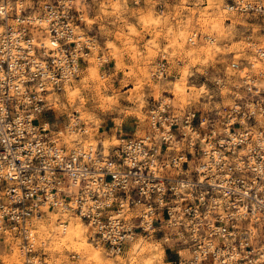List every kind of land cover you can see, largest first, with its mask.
Returning <instances> with one entry per match:
<instances>
[{"label":"built area","instance_id":"built-area-1","mask_svg":"<svg viewBox=\"0 0 264 264\" xmlns=\"http://www.w3.org/2000/svg\"><path fill=\"white\" fill-rule=\"evenodd\" d=\"M143 0H136L140 2ZM88 0H5L0 16V232L38 256L37 224L81 218L111 256L161 235L171 264H264V47L253 72L233 62L246 94L214 113L160 102L142 136L70 145L47 113L91 47L78 29ZM235 6H233L234 8ZM264 29V2L240 1ZM165 68L159 70L164 75ZM80 136L85 132L74 126ZM66 131L67 125H65ZM44 253V252H43Z\"/></svg>","mask_w":264,"mask_h":264},{"label":"rangeland","instance_id":"rangeland-1","mask_svg":"<svg viewBox=\"0 0 264 264\" xmlns=\"http://www.w3.org/2000/svg\"><path fill=\"white\" fill-rule=\"evenodd\" d=\"M240 1L259 0H88L78 33L91 51L73 83L51 95L55 108L47 116L52 128L62 130L70 145L79 140L86 146L103 145L108 152L122 138L144 135L151 110L160 102L178 111L193 107L204 113L232 104L235 92H247L237 87L240 72L231 64L251 62L257 72L262 62L256 51L264 47L261 17L239 9ZM205 17L208 24L202 23ZM163 68L164 75H159ZM71 85L82 93L72 103L67 91ZM77 121L83 135H67ZM56 215L38 224L40 257L31 264H171L178 257L176 240L166 243L161 235L129 243L124 253L111 256L91 237L85 222L89 245L103 252L100 259L71 243H42L39 227L45 224L53 231L60 224ZM11 238L0 232V264H28L20 239Z\"/></svg>","mask_w":264,"mask_h":264},{"label":"bare ground","instance_id":"bare-ground-1","mask_svg":"<svg viewBox=\"0 0 264 264\" xmlns=\"http://www.w3.org/2000/svg\"><path fill=\"white\" fill-rule=\"evenodd\" d=\"M206 16V15H205ZM209 21V19L207 17H205L203 19V24L207 23ZM188 24V23H187ZM208 24V23H207ZM206 24V25H207ZM186 27V26H185ZM187 28V27H186ZM186 28H184L185 30H187ZM181 31V30H180ZM179 31V34H180ZM183 37H186V34H183ZM178 38V37H177ZM184 40V39H183ZM176 41V39H175ZM215 44V50L218 51L220 50V45L217 44L215 41L213 42ZM191 53H193V48L190 51ZM187 76V75H186ZM140 82V81H139ZM68 85H70V83H68L66 85V87H68ZM179 86V84H178ZM65 87V90H66ZM80 87L76 86V85H71V87L68 88V93H69V101L72 102H76L77 101V96L79 95ZM179 89L180 92H184L182 88H177ZM58 94V93H57ZM67 94V93H66ZM82 94V93H81ZM58 96V95H57ZM79 97V96H78ZM59 99V98H58ZM54 100V98H53ZM55 100L57 101V99L55 98ZM60 101V99H59ZM55 102V101H54ZM56 104V103H55ZM67 105V104H66ZM57 106V105H56ZM79 106V105H78ZM67 135L71 136V137H77L79 134L75 133V128L73 125H70L69 131H67ZM66 135V133H65ZM65 138V137H64ZM74 139V138H73ZM76 140V139H74ZM86 146V145H85ZM94 146V145H93ZM106 151V150H105ZM107 152V151H106ZM57 216V215H56ZM57 218V217H56ZM66 218H68V222L67 223H63L60 222V224L55 225L52 229L53 231H50L51 229H49L45 224H42L41 227H39L38 233H39V238L41 240L42 243H71L77 246H80L81 249H86L88 252L92 253V255H94V257L97 258H101L103 255V252L100 250V248L97 247H91L89 245V243H92L89 241V237L87 236V226H85L84 221L79 218V217H74L72 215L67 216ZM55 219V217H54ZM57 221V220H56ZM41 222V221H40ZM38 222V224L40 223ZM37 224V227H38ZM37 230V229H36ZM12 239V238H11ZM99 247V246H98ZM14 251V250H13ZM19 251V250H18ZM17 251L15 250V253ZM15 257L16 254H15ZM92 258V257H91Z\"/></svg>","mask_w":264,"mask_h":264},{"label":"clouds","instance_id":"clouds-1","mask_svg":"<svg viewBox=\"0 0 264 264\" xmlns=\"http://www.w3.org/2000/svg\"><path fill=\"white\" fill-rule=\"evenodd\" d=\"M11 10V6L5 3V0H0V16L4 13L9 12ZM2 31V29H0ZM264 259V257H262Z\"/></svg>","mask_w":264,"mask_h":264},{"label":"crops","instance_id":"crops-1","mask_svg":"<svg viewBox=\"0 0 264 264\" xmlns=\"http://www.w3.org/2000/svg\"><path fill=\"white\" fill-rule=\"evenodd\" d=\"M157 249V248H156ZM0 251H2V249H0ZM167 254V251H166ZM175 259L170 260L168 263H172Z\"/></svg>","mask_w":264,"mask_h":264}]
</instances>
